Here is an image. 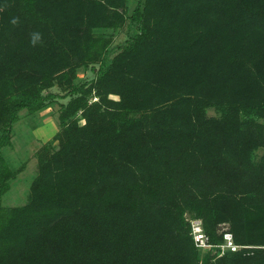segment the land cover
Wrapping results in <instances>:
<instances>
[{"label": "trees", "instance_id": "16d2710c", "mask_svg": "<svg viewBox=\"0 0 264 264\" xmlns=\"http://www.w3.org/2000/svg\"><path fill=\"white\" fill-rule=\"evenodd\" d=\"M128 5L0 0V264H264V0ZM68 97L29 202L5 207L20 113ZM187 216L250 248L201 256Z\"/></svg>", "mask_w": 264, "mask_h": 264}, {"label": "rangeland", "instance_id": "374dc122", "mask_svg": "<svg viewBox=\"0 0 264 264\" xmlns=\"http://www.w3.org/2000/svg\"><path fill=\"white\" fill-rule=\"evenodd\" d=\"M139 0H129L128 14L131 15L133 10L137 7ZM137 26L134 23L125 25L119 31H103V33L112 35L113 42L109 48L107 58L112 59L119 53L120 48L124 47L129 40L137 33ZM100 65H96L99 69ZM96 78L95 72L89 69H79L76 83L81 85L89 83ZM52 93L65 97L66 93L58 86L51 89ZM68 98H57L50 102L48 106L36 114H28L27 111L20 113V120L13 126L12 144L5 147L1 155L4 157L6 163L13 170L24 167V170L11 181L10 191L3 197V205L5 207H19L25 206L30 199V188L33 180L38 175L39 164L37 154L43 147L49 143H53L58 147V143L54 141L55 135L60 131V105L66 104ZM92 101H97L92 98ZM209 116H218L214 109L208 110ZM80 125H84L85 121L80 118ZM255 161H264V149H258L254 152ZM223 227H230L229 224L220 225V231ZM219 231V232H220ZM201 256H204L202 252Z\"/></svg>", "mask_w": 264, "mask_h": 264}, {"label": "built area", "instance_id": "2783aa9c", "mask_svg": "<svg viewBox=\"0 0 264 264\" xmlns=\"http://www.w3.org/2000/svg\"><path fill=\"white\" fill-rule=\"evenodd\" d=\"M190 223L191 236L196 248L205 254H211L216 259L224 256L227 252H238L242 249H248V246L238 245L233 234L229 231V227H223L220 233L223 235V242L219 245L213 244L210 237L206 234L203 221L199 218L187 216Z\"/></svg>", "mask_w": 264, "mask_h": 264}]
</instances>
